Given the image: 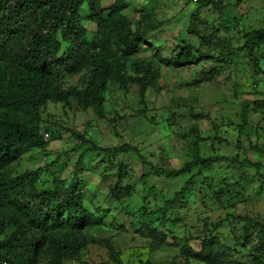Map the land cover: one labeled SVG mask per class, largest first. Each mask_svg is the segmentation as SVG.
Returning <instances> with one entry per match:
<instances>
[{
  "label": "rangeland",
  "instance_id": "374dc122",
  "mask_svg": "<svg viewBox=\"0 0 264 264\" xmlns=\"http://www.w3.org/2000/svg\"><path fill=\"white\" fill-rule=\"evenodd\" d=\"M126 1L124 16L145 31L142 50L134 59L151 66L155 79L143 96L139 85L128 89L110 85L103 102L87 111L49 103L42 110L48 146L21 157L14 173L50 166L51 174L41 179L45 189L52 187V174L60 180L73 178L75 160L91 149L90 144L80 148L83 142L78 135L102 148L128 149L115 162L127 169L123 187L133 190L129 198L113 196L119 171L104 169L109 155L99 151L86 155L78 175L83 181L81 191L85 208L101 223L86 230L88 246L79 260L64 264H214L213 259L203 261L196 255L202 252L208 225L220 222L219 233L237 247L233 246L235 264H264V236L253 238L259 228L254 226L252 238L238 244L250 218L264 224V44L253 51L242 49L247 34L264 31V0ZM208 1L213 5L204 9ZM115 2L103 0L101 7L107 11ZM81 15L89 17L86 5ZM192 25L200 37H208L207 44L190 35ZM85 26L90 36L96 33L87 20ZM189 49L197 54V62L172 63L175 54ZM64 87V91L84 88L82 76L66 79ZM195 142L205 158L224 161L194 179L198 200L178 226L168 224L172 230L168 243L157 247L133 226L140 219V209L146 206L150 213L161 209L194 176L150 174L149 163L179 171L193 161ZM59 159L61 163L55 164ZM241 178L239 202L225 205L228 189L213 202L222 185ZM224 236L221 239L226 241ZM97 241L114 246L115 253Z\"/></svg>",
  "mask_w": 264,
  "mask_h": 264
},
{
  "label": "trees",
  "instance_id": "16d2710c",
  "mask_svg": "<svg viewBox=\"0 0 264 264\" xmlns=\"http://www.w3.org/2000/svg\"><path fill=\"white\" fill-rule=\"evenodd\" d=\"M102 2L0 0V238L4 237L0 240V262L5 264H39L45 260H48L47 264H64L68 260H79L88 246L86 230L101 223L85 208V195L81 191L83 181L78 177L90 151L107 153L108 164L104 169L119 171L113 196L121 199L132 195L131 188L123 187V178L128 176L125 165L115 162L117 155L128 149L102 148L81 135L77 137L83 142L80 148L90 144L91 149L75 160L73 178L60 180L52 174V187L45 189L41 179L43 175L51 174L50 166L22 174L13 171L21 157L48 146L42 133V110L49 103H63L71 110L87 111L103 102L110 85L121 89L139 85L143 96L155 79V70L151 66L134 59L142 50L145 31L124 16L127 1L116 0L107 11L102 9ZM85 5L89 8L87 19L81 15ZM212 5L213 2L208 1L203 8ZM86 20L96 28L93 36L86 29ZM189 33L200 37L195 25L190 27ZM200 40L207 44L208 37H200ZM261 44H264V31L249 33L242 49L253 51ZM227 51L228 54L232 52L230 48ZM44 62L47 63L45 70L42 69ZM195 62L197 54L191 49L186 53L180 51L172 59L177 66ZM77 75L82 76L84 88L64 91L65 80ZM192 146L195 151L193 161L179 171L162 170L149 163L150 174L194 176L161 209L151 213L146 206L140 209V219L133 226L141 236L152 238L157 247L168 243V235L172 234L168 224L178 226L182 222L181 216L189 214L198 200L193 188L196 185L194 179L202 177L212 165L224 161L219 157L205 158L196 142ZM255 166L257 170L260 168ZM210 180L215 181L214 178ZM243 181L241 178L235 184L222 185L226 188L216 191L213 202H218L226 189L229 192H226L228 197L224 196L225 205L239 202L237 186ZM187 194H190L188 198ZM249 220L238 244L252 238L254 226L259 232L253 238L259 234L264 236V224L256 219ZM222 226L221 222L208 225L210 231L204 235L202 252L196 255L199 260L235 264L237 252L234 247H237L219 233ZM9 229H12L11 233ZM223 236L227 242L221 239ZM97 243L107 245L112 254L115 253L114 246L109 247L103 241Z\"/></svg>",
  "mask_w": 264,
  "mask_h": 264
},
{
  "label": "water",
  "instance_id": "95a60500",
  "mask_svg": "<svg viewBox=\"0 0 264 264\" xmlns=\"http://www.w3.org/2000/svg\"><path fill=\"white\" fill-rule=\"evenodd\" d=\"M46 68H47V63L44 62V63H43V67H42V69L45 70Z\"/></svg>",
  "mask_w": 264,
  "mask_h": 264
}]
</instances>
